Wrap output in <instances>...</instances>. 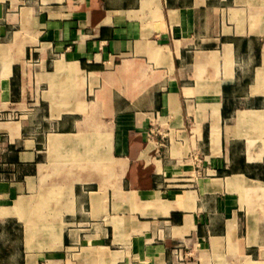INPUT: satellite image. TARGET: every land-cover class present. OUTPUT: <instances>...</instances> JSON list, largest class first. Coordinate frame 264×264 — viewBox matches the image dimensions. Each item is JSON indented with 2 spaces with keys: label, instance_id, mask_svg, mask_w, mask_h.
I'll list each match as a JSON object with an SVG mask.
<instances>
[{
  "label": "crops",
  "instance_id": "crops-1",
  "mask_svg": "<svg viewBox=\"0 0 264 264\" xmlns=\"http://www.w3.org/2000/svg\"><path fill=\"white\" fill-rule=\"evenodd\" d=\"M0 264H264V0H0Z\"/></svg>",
  "mask_w": 264,
  "mask_h": 264
},
{
  "label": "built area",
  "instance_id": "built-area-1",
  "mask_svg": "<svg viewBox=\"0 0 264 264\" xmlns=\"http://www.w3.org/2000/svg\"><path fill=\"white\" fill-rule=\"evenodd\" d=\"M163 122L162 116L159 113H156L153 120L146 130V135L149 141L155 142L158 146H164V139L167 136L166 131L161 128V123ZM156 136L159 139H156Z\"/></svg>",
  "mask_w": 264,
  "mask_h": 264
}]
</instances>
